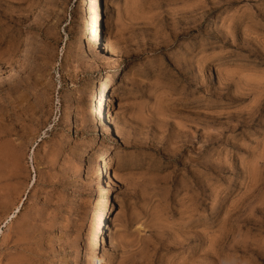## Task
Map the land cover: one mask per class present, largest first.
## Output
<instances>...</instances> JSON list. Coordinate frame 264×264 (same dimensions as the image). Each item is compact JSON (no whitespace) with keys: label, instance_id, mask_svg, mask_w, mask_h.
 <instances>
[{"label":"rangeland","instance_id":"374dc122","mask_svg":"<svg viewBox=\"0 0 264 264\" xmlns=\"http://www.w3.org/2000/svg\"><path fill=\"white\" fill-rule=\"evenodd\" d=\"M100 223L102 264H264V0H0V264Z\"/></svg>","mask_w":264,"mask_h":264},{"label":"bare ground","instance_id":"6f19581e","mask_svg":"<svg viewBox=\"0 0 264 264\" xmlns=\"http://www.w3.org/2000/svg\"><path fill=\"white\" fill-rule=\"evenodd\" d=\"M97 2V1H96ZM94 4V3H93ZM63 5V4H62ZM96 6V5H95ZM98 7H99V9L98 10H100V3L98 4ZM97 7V8H98ZM97 11V10H96ZM100 12V11H99ZM98 15H97V17H96V20L97 21H99V20H101V19H103L102 18V14L101 13H97ZM90 15V14H89ZM107 33V32H106ZM89 38V37H88ZM105 44H104V46H105V48H107L106 50L108 51H111V48L109 47V45H108V43H106V42H104ZM112 52H113V50H112ZM115 54V53H114ZM102 88V87H101ZM103 89V88H102ZM111 108V107H110ZM102 115V114H101ZM111 115H112V112H110L109 111V118H104V120H102L103 121V126H105V128L107 129V130H110L112 127H111ZM104 131V130H103ZM112 135H118L119 136V134H118V132H117V130L115 129V131L113 132V134ZM98 136V135H97ZM97 144H98V140H96L95 141ZM111 147L109 146V147H107V148H105L106 149V151H105V153L104 154H110L111 152H110V149ZM86 152H88V148L86 149ZM89 153V152H88ZM102 157H104V156H101V158ZM107 158V157H106ZM96 161V160H95ZM105 169H103V170H100V172H99V178L97 179V182H98V187L99 188H102L105 184H104V182H103V180H104V173H107V172H111L112 170H111V167H110V163H106L105 165ZM102 223V222H101ZM98 224V226H97V228H96V233H95V239H94V241H93V244H92V249H91V261H94L96 264H102L99 260H98V257H97V248L98 247H100V245H101V243H102V240L100 239L101 237H100V235H99V233L100 234H102V231H103V228H104V226L102 225V224Z\"/></svg>","mask_w":264,"mask_h":264}]
</instances>
